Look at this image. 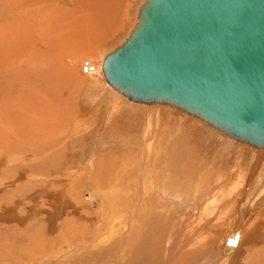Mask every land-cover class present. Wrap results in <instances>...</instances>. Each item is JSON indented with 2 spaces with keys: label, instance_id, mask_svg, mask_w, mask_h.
I'll use <instances>...</instances> for the list:
<instances>
[{
  "label": "rangeland",
  "instance_id": "1",
  "mask_svg": "<svg viewBox=\"0 0 264 264\" xmlns=\"http://www.w3.org/2000/svg\"><path fill=\"white\" fill-rule=\"evenodd\" d=\"M8 1L9 0H0V21H2L7 28L14 15V10L9 7ZM24 1L29 5L28 2L30 0ZM142 1L143 0H70V2H63L61 0H33L37 12V21L35 20L37 27L34 26L36 30L38 28L37 32L33 31V33H31L30 30H28V32L23 30L24 32H20L23 39L20 37L19 42H17L16 39L13 40V37H11L12 39L9 38L13 42L5 38L10 42H7L8 44H13L15 41L17 43L13 45H18L20 43V47L23 46L25 48L24 50L20 48L21 50L19 49V51H17L19 54L18 56L16 53L17 57L14 56L16 54L13 52V50L15 51L14 47L17 46L12 47L8 46V44L4 46V49H6V47L7 49L8 47L14 48L12 52H10L15 59L7 57L8 55L9 57L12 56L8 51L4 60H1L0 65L3 66H0V109L2 108V110L9 115L10 120H12L15 115H18L17 117L20 116V120L15 116L17 120L14 119L12 121L21 122L24 118L25 123H23L24 128L22 129H24L25 132L22 134L21 131L24 130H21L20 127L19 131H17L20 132L22 137L18 134L20 138L17 137V135L15 138L18 140V143H24V146L28 147L30 154L36 153L37 156H35L33 160L29 158L30 156L26 157L27 155H25L22 157L23 155H20L22 159L18 161L19 165L15 166L16 163L9 161L11 159L9 154L10 152L14 153V151L6 147L4 150L5 152L3 151L4 153L0 154V158L2 157L3 160L0 162V264H145L147 262L149 264H190L195 259L187 261L185 258L186 253L197 249L203 251V257H200L201 261H205L207 257L212 256L211 259H214V261L216 260L214 264H225L223 259L226 257L224 254H227V252H230V254L232 253V255L229 254L231 258L228 259L231 261L229 260V263L226 264H231V262H233L232 264H264V230L259 229V221H253L255 218H259V215L262 213L261 211L257 213L255 218L253 217L251 219V223L248 222V224L250 223L254 236L248 237L249 239L247 242L244 241L245 243H243V239L241 243L236 238L230 239V241L227 242H222L220 240L221 237L224 236L220 228H222L224 222L228 221H226V218H228L227 204L231 201L230 199H234L233 196L236 190H238L240 181V179H235V177L239 178L238 171H241L242 165H235L236 163H241L239 161L241 157L239 156L242 152L246 155L245 157L248 160L252 152L256 153V151H260V149L252 148L246 143H235L233 140L225 136L223 137L222 134L208 127L200 119L192 115L189 116V114L184 111L176 110L161 104H153V106H150L128 102L126 97L122 98V100L117 97V93H114L117 95H112L111 99L114 98V102L119 101L122 109L120 113L111 117L109 122L103 127L102 133L99 135L101 139L107 142L110 141L112 144H107L103 149H99V154L105 157L103 164L106 163L104 168H101L100 174L104 185L102 191L111 196L116 194L115 197L119 201V206L113 209L118 210L116 214L120 213V216L118 215L119 217L116 216V218L119 220L121 218V221L115 218L118 222L114 219L112 223V225H114L116 221L114 227L105 220L109 212L114 210L109 208L110 205L102 207L99 202L100 200H95L97 197L96 189L94 187L93 190V179H91L94 177H92V173L90 172L89 175L87 174L83 178V181L85 180L83 187L76 180L73 181L72 184H77L82 192V199L87 202H89V198L86 199L84 195L87 196V194L92 193L91 213L95 210L94 212H97V216L96 214L94 215L93 212L94 218L91 224L92 226L95 225L94 227L99 237H97V241L94 240L96 242L88 238L87 243H84L85 245L83 244L84 246L82 245L81 247H68L58 242V238H61L60 233L64 232V225H62L61 221L66 217L69 218V212L64 216L63 212L61 211L62 213L60 212L59 214L57 209L59 206L63 205L64 198L62 195L67 191L64 188H60L61 182L49 185L37 184L35 180L39 178L41 174H52V176L58 174V172H60L58 169H61V166H64L66 163V166L63 167L64 171L71 168L69 166L73 165L72 154H76L74 149L78 144H82L80 140L78 141V139L75 140L71 138L77 137L75 132L82 130L81 136L83 137L82 141L85 139L83 142L84 145L86 143L88 144V141L91 139L93 143L95 142L96 138L92 136L91 133L93 132L92 127L96 126L102 118L95 116L99 113L97 109L90 112L92 108L90 106L85 107L87 89L84 87L83 82L84 73L86 72L84 70L86 67L84 62L110 53L125 39L136 21L138 9ZM10 3L12 7H14L15 2L10 0ZM54 11H59L60 16L58 17L57 14L53 16L52 12ZM25 34H27L28 37ZM24 35L25 37H23ZM32 35H34V38H32ZM25 38H28V40L25 41V44L28 42L26 45L21 41ZM96 48H98V51ZM95 52L97 53L96 55ZM67 59L73 60L75 63L72 64ZM54 62L58 67H55V64H53ZM20 68L23 70H20ZM43 73H45L44 76ZM105 94L109 99L105 98L104 100V98H101L99 102L103 100L102 102L104 103H110L108 100H110L111 94L104 93V95ZM27 99H30L28 101L30 103L33 101L31 106H23L22 103ZM97 103L98 102L95 104L97 105ZM109 103L108 105H110ZM12 105L17 106L14 107ZM141 105L147 107H142ZM10 106L16 108L14 110L17 111V113H24L25 115H23V118H21L22 115L15 114L14 110L11 112L12 107ZM5 107H9V109L7 110ZM10 108L11 111H9ZM93 108H96V106ZM146 108L149 109V112ZM5 109L7 111H5ZM93 112L94 114L92 115ZM145 112H147L148 115ZM32 121L35 124H33ZM102 123L105 124L104 121H102ZM40 124H42V126ZM3 129L4 127L1 128L0 126V131ZM84 132L86 133L84 134ZM96 136H98V132ZM27 137H32L33 143H30V145L25 141H20L27 140ZM46 139L48 141H46ZM58 140L62 143H59ZM53 141L56 142L55 146L53 149H50V142ZM46 144L48 146H46ZM34 145L40 148V150L36 151L35 147H33ZM127 145L129 146L128 148ZM48 147L47 153H42L41 150L47 149ZM59 148H64L65 151H57ZM155 149L158 150L156 151ZM230 150H232L231 155L229 154ZM246 150L247 152H245ZM175 151H177V154ZM168 152L171 155H173V152L177 155L173 156V160H178V158H180L177 164L178 169H175L177 170V174L175 171H170L171 169L168 162H170L172 158H170L171 155H168ZM261 152L264 153V150L261 149ZM20 153L22 154V152ZM225 153L227 155L229 154L230 157ZM74 157H76V155ZM96 157L97 156H94L92 158V162ZM51 159L55 162V164L51 165V168L54 170L43 169L42 166H45L44 164ZM236 159L239 160L237 161ZM129 161L131 162L130 165ZM165 163H167V165ZM165 165L167 166L166 168H164ZM173 165L176 167L175 164ZM181 165L182 167H179ZM147 167L151 171L147 170ZM145 168L146 170H144ZM77 169L78 167H76L74 171H77ZM31 174L36 175V178L30 177L27 179L26 176H30ZM200 176H203V178ZM40 178H42L41 181H48L53 177ZM197 178L199 180H197ZM113 179L114 182L116 181L115 183ZM189 180H191V183L188 182ZM201 180H205V185L200 184L203 183ZM3 181L8 183L11 182V184ZM184 181H186V183ZM111 183H114V185ZM199 184L201 186H199ZM206 184L209 185L207 186ZM22 186L25 187L20 189ZM174 186H176L175 190L173 188ZM110 187L114 188V192L109 189ZM187 188L191 191L188 190L185 192V190H182ZM166 190L168 193H166ZM36 191L44 192L40 200H37L36 196H34ZM174 191L178 194L180 193L182 196L180 194L176 195V198L175 196H170L171 194L175 195ZM31 192L34 193L30 194L31 196L25 197L26 194ZM131 193H137L139 197L141 196V199L144 198L149 202H155L157 200L162 202V205H157L158 207H156L155 204L154 207H151V210H159V208L164 206L171 212L168 214V217L175 225L174 232L170 240L164 239L161 258L155 259V257L152 256L153 253L149 252V249L155 244V240L160 237L158 235L159 228L161 227L160 223H166L165 218L160 215H158V217L156 215L152 216V220L149 221V224V222L146 223L142 220L144 217H140L141 214L138 215V210L135 211L137 213L135 215L136 217L124 215L120 210L130 202L128 198ZM184 196H188V198ZM199 197L201 199H199ZM189 199L190 202H187ZM35 200L37 201L36 203L34 202ZM137 202H139V200ZM199 203L200 205H198ZM132 206H136V204H132ZM205 206L207 207L206 209ZM102 211H104V215L106 211V214L108 213L107 216H102ZM73 216L77 218L74 214ZM153 217H155V219ZM98 220L102 223L100 226L97 224ZM85 223L86 219L84 218L76 219L78 227ZM147 224L153 227L146 226ZM118 225L122 226L119 228ZM124 225L126 226L124 227ZM129 225L132 226L130 227ZM97 226L98 228L100 227V231ZM140 226L150 230V232ZM114 228L116 232L111 231L114 230ZM151 228L155 230L153 233ZM107 229L108 231H106ZM61 230L63 232H61ZM132 230H136L133 236L131 233ZM110 234L112 240L109 237ZM163 235H166V233L164 232ZM89 236L90 235H88V237ZM100 237L102 240L99 241V239H101ZM116 237L118 238L117 240ZM132 237L135 240H133ZM37 238L39 243L37 242ZM186 238L189 239L187 240ZM147 239H151L149 241L150 245ZM190 239L193 240L192 243H195L194 245L181 246L182 243L186 244ZM98 241L100 244H97ZM142 242L145 243L143 244ZM225 244L226 246H223ZM44 245L47 246V248ZM209 245H212L214 249L211 247V251V248H209L205 255L204 250ZM174 246L179 247L176 248V251H181V255H169L172 253L169 249H174ZM82 247L83 249H81ZM141 247L143 249L146 248L147 251L143 250ZM49 248H51L52 251ZM41 250H45V255L41 253ZM46 250L48 251L46 252ZM222 250L224 251L222 252ZM74 251L77 252L75 253ZM98 251H100V254ZM80 252H82V255ZM139 255L141 257L145 255L142 258L143 263L139 262V260L141 261ZM38 256L40 257L38 258Z\"/></svg>",
  "mask_w": 264,
  "mask_h": 264
},
{
  "label": "bare ground",
  "instance_id": "2",
  "mask_svg": "<svg viewBox=\"0 0 264 264\" xmlns=\"http://www.w3.org/2000/svg\"><path fill=\"white\" fill-rule=\"evenodd\" d=\"M14 2H15V4H14V7H12V4L10 3V0L8 1V4H9V7L12 9V10H14V12H13V19H11L10 20V22H9V27L7 28L5 25H4V23L2 22V21H0V64H1V60H4V58H5V56H6V54H8V51H9V53H11L12 52V49H14L15 48V51L13 50V52L16 54H18V52L17 51H19V49L21 48H23V50H24V48L25 47H23V46H21L20 47V43L17 45H13V44H15V43H17V42H19V40H20V37H21V39H23L22 38V36L20 35V32L22 33V31L23 30H25V31H27L28 32V30H30L31 31V33H33V31H35V32H37V30H38V28H37V30H36V27H37V24H36V22H35V20H36V18H37V12H36V10H35V3L33 2V0H30L28 3H29V5L28 4H26L25 3V1L24 0H13ZM61 1H69L70 2V0H61ZM146 0H143L142 1V3H141V5L139 6V9H138V13H139V10H140V8H141V6H142V4L145 2ZM7 2V1H6ZM179 2H181V0H179ZM32 9V10H31ZM138 13H137V18H136V21H135V23H134V25H133V27H132V29L129 31V33H128V35L125 37V39L113 50V51H115L118 47H120L121 45H123L124 44V42L126 41V39H128L129 37H130V33L132 32V30H133V28H134V26L136 25V23H138V20H139V18H138ZM56 14L58 15V17L60 16V13H59V11H54V12H52V15L53 16H56ZM179 14H180V12H179V10H178V8L176 9V8H174V9H172V15H174L175 17H179ZM104 16V15H103ZM106 16V15H105ZM102 18V17H101ZM148 19H149V17H148ZM37 21V20H36ZM3 23V24H2ZM34 26H36V27H34ZM2 27V28H1ZM178 27H179V25H177V29H178ZM24 32V31H23ZM26 32V33H27ZM28 34V33H27ZM27 34H25L26 36H27ZM25 35L23 36V37H25ZM34 35H32V38H34L33 37ZM11 37H13L14 39L13 40H15L16 39V41L17 42H15L14 41V43L12 44H8V43H10V42H8V40L7 39H12ZM28 37V36H27ZM5 38H7V39H5ZM17 38H19V39H17ZM9 39V40H10ZM26 39V38H25ZM21 40V41H23L22 43L24 44V45H26V44H28V42H26V44H25V41H27L28 40V38L26 39V40ZM34 40V39H33ZM11 42H13L12 40H10ZM8 42V43H7ZM6 44H8V46H12V47H14V46H17V47H14V48H12V47H8V49H7V47H6V49H4L5 47L4 46H7ZM48 44H50V43H48ZM100 44V43H99ZM105 44V43H104ZM107 45V44H106ZM157 45H158V49H156L157 51H156V55L157 54H160V56H158V58H162V56H164V55H170L171 54V50L169 49V45H168V42L167 41H165V40H163V41H161V42H158L157 43ZM95 46H97V45H95ZM102 46V45H101ZM105 46V45H104ZM112 46V45H111ZM19 47V48H18ZM30 47H31V45H30ZM47 47V46H46ZM106 47V46H105ZM16 48H18V49H16ZM29 48V47H28ZM20 49V50H21ZM97 49V51H98V48H96ZM100 49V48H99ZM7 50V51H6ZM11 51V52H10ZM29 51V50H28ZM104 51V50H103ZM113 51H111L110 53H112ZM33 52V51H32ZM99 52H101V51H99ZM110 53H108V54H104L102 57H98V58H92V59H90L89 61H87V62H84L85 64H86V67H85V73H84V80H83V82H84V87L87 89V91H86V97H85V107L86 106H90L91 108H92V110L90 111V112H92V111H95L96 109H97V112H99V113H97V115H95L96 117L97 116H99L100 118H102V120H99V122H98V124L96 125V126H94V127H92L93 128V132H91L92 133V136H94L95 138H96V140H95V142L93 143V140L91 139L90 141H88V144L86 143L85 145L83 144V142L85 141V139H84V141H82V139H83V137L81 136V133H82V130L81 131H77V132H75V134L77 135V137H71L72 139H75V140H77L78 139V141L80 140V143H82L81 145L80 144H78L76 147H75V149H74V152L76 153V154H72V160H73V165H71V166H69V164H68V166L69 167H71V168H68L66 171H64V168L63 167H65L66 166V164L64 165V163H63V165L64 166H61V169H58V171L60 170V172H58V174H55L54 176H52V174H41L40 176H39V178H37L35 181H37L36 183L37 184H54V183H56V182H61L62 184H60V188L62 189V188H64V189H66V191L67 192H65V194L63 193V195H62V197L64 198V202L62 203L63 205L62 206H59L58 207V209H57V211L59 212V214H60V212L62 211L63 212V214H64V216H66L67 215V213L69 212V218L68 217H66L64 220H62L61 221V223H62V225H64L63 226V229H64V232L61 230V232H63V233H60V237L61 238H58V242L59 243H61V244H63V245H67L68 247L69 246H82L84 243H87V239L88 238H90L91 240H96L97 241V237H99L98 235H97V231H96V228L94 227V226H92V224H91V221H92V219L94 218V215L97 213V212H94V215H93V212L91 213V207H92V193H89V194H87V196L86 195H84V197L87 199V198H89V202H87L86 200H84V199H82V192L80 191V189L78 188V186H77V184H72L73 183V181H77L79 184H81V186L83 187V183H84V181H83V178H84V176H86L87 174L89 175L90 174V172L92 173L91 175H92V177H94V178H91V179H93L92 180V186H93V190H94V187H95V189H96V201L97 200H100L99 202L101 203V205H102V207H106L107 205H110V207L109 208H116V207H118L119 206V204H118V200L116 199V194H114V196L112 195H108V193L106 194V192L104 193L103 191H102V188H104V185H103V183H102V176L100 175L101 174V168H104V166H105V164H103V160H104V158L105 157H102V155H100L99 154V149H103L107 144L108 145H110V144H112L110 141L109 142H107L106 140L104 141L103 139H101V136H99L100 135V133H102V131H103V127H105V125L109 122V120L111 119V117L113 116V115H117L118 113H120V111H121V105H120V103H119V101H113V99H111V96L113 95H117V97H119L121 100H122V98H127L128 99V102L130 101V102H133V103H141V104H144V105H152L153 106V104H161V105H165V106H169V107H172V108H174V109H176V110H180V111H184V112H186L187 114H189V116H194V117H196V118H198V119H200L201 121H203L208 127H211L212 129H214L215 131H217V132H219L220 134H222L223 135V137L225 136V137H227V138H229V139H231V140H233L235 143H246V144H248L250 147H252V148H256V149H260V151H256V153L255 152H252V150H251V156L248 158V160H247V158L245 157L246 155H244L243 154V152H242V154L239 156V157H241V158H239L238 160L241 162V163H236V165L235 166H238V165H242V169H240L241 171H238L239 173H238V175H239V178H237V177H235V179H240V181H239V184H238V190H236V194L234 193V199H230L231 201L227 204V207H228V213H227V215H228V218H226V221L227 222H224V224H223V226H222V228H220V229H222L221 231H222V233H223V235L224 236H222L221 237V241L222 242H227V241H230V239H233V238H236L239 242H241L243 239V243H245V242H247L248 241V237H253L254 236V233H253V231H252V229H251V227H250V221H251V219L254 217L255 218V216L257 215V213H260V211L262 212L260 215H259V218L257 217V218H255L253 221L254 222H258L259 221V223H258V227H259V229L260 230H264V211H262V210H264V153L263 152H261V149L262 150H264V144L263 143H258V142H252V141H250V140H248V139H244V138H240V137H236V136H234V135H232L231 133H229V132H227V131H224L223 129H220L219 127H217L216 125H214L213 123H210V122H208V121H206L205 119H203L202 117H199L198 115H195L194 113H190V112H188V111H186V110H184V109H182V108H180L179 106H177L176 104H173V103H170V102H165V101H147V100H144V99H142V98H139V99H134L130 94H128V93H126V91H124L123 89H121L120 87H118V85H120V84H124V86L127 88V89H129V90H132V92L133 93H135V94H137L138 93V95H141L143 92H144V89H142V87H140V82H142V81H145L146 79L148 80V82L150 83V84H154L155 85V82L153 81V78L152 77H150V76H148V75H150V74H152L151 72H154V70H153V68H152V66H155L156 65V63H157V61H155V56H153V55H151V56H153V57H149V58H146V55L143 57V51H138L137 53H135V54H133L132 55V53H130L127 57H126V60H125V62H121V63H119V64H117V65H113V66H106V62L108 61V59H109V55H110ZM154 53V52H153ZM12 54V53H11ZM17 54L16 55H14V56H17ZM20 54H22V53H20ZM97 53L95 52V55H96ZM103 54V53H102ZM39 55V54H38ZM98 55H101V54H98ZM13 56V54H12V56L11 57H9V55L7 56L8 58H10V59H12V58H14L15 59V57ZM18 56H19V54H18ZM17 56V57H18ZM22 56V55H21ZM26 56V55H25ZM91 56V55H90ZM39 57V56H38ZM95 57V56H94ZM157 57V56H156ZM21 58H23V57H21ZM82 58V57H81ZM91 58V57H90ZM13 59V60H14ZM30 59H31V57H30ZM16 60H17V58H16ZM22 60V59H21ZM67 60H69L72 64L73 63H75V61H73V60H70V59H67ZM79 61V60H78ZM53 62V61H52ZM2 64H3V62H2ZM16 64V63H15ZM53 64H55V67H58V65L54 62ZM0 66H3V65H0ZM12 66H16V65H12ZM157 67V66H156ZM2 68V67H1ZM25 69V68H24ZM109 69V70H108ZM20 70H23V69H21L20 68ZM19 70V71H20ZM27 71H28V68H27ZM25 72V71H24ZM43 72H45V71H43ZM108 72L109 73H111L112 74V77H114V81H115V83H113V82H111V80H110V77H108ZM248 72H250L249 70H248ZM46 73V72H45ZM45 73H43V76H44V74ZM0 74H1V72H0ZM4 74V73H3ZM7 75V74H6ZM104 75V76H103ZM105 77V78H104ZM253 83H255V84H253V86H255L257 89H258V98H264V82H262V84H261V86H259V84L257 83V81L255 82V81H253ZM117 84V85H116ZM27 85H28V83H27ZM32 86H33V84H32ZM133 86V87H132ZM26 89V88H25ZM29 89V88H28ZM43 89V88H42ZM115 91H114V90ZM111 90V91H110ZM117 91V92H116ZM104 93H110L111 95H110V100H108V101H110V105H108V103L107 102H102L103 100H101V102H99L100 100L99 99H101V98H104V100H105V98H107V99H109L108 98V96H106V94L104 95ZM113 93V94H112ZM114 93H117V94H114ZM124 95V96H123ZM118 99V98H117ZM30 99H27L24 103H22L23 104V106L24 105H32L33 104V101H31V103L30 102H28ZM120 100V101H121ZM2 101V100H1ZM96 102H98L97 103V105L95 104ZM5 103V102H4ZM20 103V102H19ZM18 103V104H19ZM104 103V104H103ZM122 103V102H121ZM191 103H193V102H191ZM99 104V105H98ZM100 104H103V105H100ZM128 104V103H127ZM7 105V104H6ZM126 105V104H125ZM129 105V104H128ZM133 105V104H132ZM9 106V105H8ZM12 106H14V105H12ZM12 106H10V107H12ZM17 106V105H16ZM16 106H14V107H16ZM21 106V105H20ZM94 106H96V108H93ZM101 106V107H100ZM107 106H108V108H107ZM130 106V105H129ZM142 106V105H141ZM26 107V106H25ZM124 107V106H123ZM128 107V106H127ZM142 107H147V106H142ZM6 108V107H5ZM19 108V107H18ZM28 108V107H27ZM26 108V109H27ZM103 108V109H102ZM134 108V107H133ZM7 110L9 109V107H7L6 108ZM5 109V111H7ZM14 109H16V108H13L12 107V111H11V108H10V110L9 111H11V112H13V110ZM102 109V110H101ZM147 109V108H146ZM23 110V109H22ZM50 110V109H49ZM26 111V110H25ZM88 111V110H87ZM147 111L149 112V109H147ZM247 111H249L250 112V110H247ZM14 112H15V114H19V112L17 113V111H15L14 110ZM27 112V111H26ZM41 112V111H40ZM43 112V111H42ZM103 112V113H102ZM141 112V111H140ZM29 113V112H28ZM143 113V112H142ZM146 114H147V112H145ZM94 114V112L92 113V115ZM19 115H22V117L21 118H23V115H25L24 113H21L20 112V114ZM132 115V114H131ZM148 115V114H147ZM14 116V115H13ZM13 116H11V117H13ZM16 116V115H15ZM14 116V118H12V120H14L16 117ZM20 117V116H19ZM19 117H17V119L19 118ZM137 118V117H136ZM17 119H15V120H17ZM12 120H10L9 119V115H7L5 112H4V110H2V108L0 109V126H1V128H3L4 127V129L2 130V131H0V154H2V153H4L5 151V149H6V147H9L10 148V150L11 151H14V153H11L10 152V154H9V157L11 158L9 161H12V162H14V163H16L15 164V166L17 165H19L18 163V161L20 160V159H22L21 158V156L20 155H23L22 157H24L25 155H27L26 157H28V156H30L29 158H32L33 160L35 159V156H37V154L35 153V154H30V151L28 150V147H26V146H24V143L23 144H20V143H18V140H16V138H15V136L17 135V137H19V135L18 134H20V132H18L19 131V128L21 129V130H24V129H22V128H24V126H23V123H25L24 121V118H23V120L20 122L19 120H20V118H19V122H16V121H12ZM137 120V119H136ZM100 121H101V123H102V121H104V123L105 124H101L100 123ZM28 122V121H27ZM26 122V123H27ZM33 122V121H32ZM28 124V123H27ZM33 124H35L34 122H33ZM31 125H32V123H31ZM41 126H42V124H40ZM123 125V124H122ZM122 125H121V127H122ZM93 126V125H92ZM36 128V127H35ZM34 129V128H33ZM7 130V131H6ZM18 130V131H17ZM64 130H67V129H64ZM69 130V129H68ZM85 130H86V128H85ZM91 130V129H90ZM252 129H249L248 130V132H250ZM23 132H25V130L24 131H21V133L23 134ZM97 132H98V136H96L97 135ZM125 132V131H124ZM86 132H84V134H85ZM90 133V134H91ZM75 134H74V136H75ZM31 135V134H30ZM47 135V134H46ZM53 135V134H52ZM55 135V134H54ZM58 135V134H57ZM57 135H56V137H57ZM126 135V134H125ZM20 136L22 137V135L20 134ZM48 136V135H47ZM84 136V135H83ZM85 136H87V135H85ZM253 136H255V137H258L262 142H264V136L263 135H253ZM94 137H93V139H94ZM20 138V137H19ZM32 137H27V140H20V141H25V142H27L29 145H30V143H33V141H32V139H31ZM61 138V137H60ZM70 138V137H69ZM23 139H25V138H23ZM101 139V140H100ZM46 141H48L47 139H46ZM59 141V140H58ZM61 141H62V139H61ZM61 141H59V143L61 142ZM67 141H68V139H67ZM71 141V140H70ZM82 141V142H81ZM113 141V140H112ZM45 142V141H44ZM43 142V143H44ZM69 142V141H68ZM37 143V142H36ZM55 141H53V142H50V144H51V147H50V149L52 148L53 149V147L55 146ZM58 143V144H59ZM62 143V142H61ZM64 143H66V142H64ZM61 145V144H60ZM31 146H32V144H31ZM46 146H48L47 144H46ZM85 146H86V149H85ZM126 146V145H125ZM33 147H35V150L36 151H38V150H40V148H38V147H36L35 145L33 146ZM59 147V146H58ZM62 147H63V145H62ZM70 147V146H69ZM79 147V148H78ZM129 146L127 145V148H128ZM148 147V146H147ZM68 148V147H67ZM82 148H84V149H82ZM107 148H108V146H107ZM153 148V147H152ZM151 148V149H152ZM172 148H173V146H172ZM251 148V149H252ZM27 149V150H26ZM48 149H49V147L47 148V149H44V150H41L42 151V153L44 152V154H45V152L46 151H48ZM106 149V148H105ZM111 149V148H110ZM255 149V150H256ZM84 150V151H83ZM107 150H109V149H107ZM112 150V149H111ZM130 150V149H129ZM154 150V149H153ZM156 150V149H155ZM158 150V149H157ZM156 150V151H157ZM237 150V149H236ZM243 150V149H242ZM249 150V149H248ZM4 151V152H3ZM57 151H59V152H63V151H65L64 150V148H59ZM71 151V150H70ZM141 151V150H140ZM144 151V150H143ZM232 150H230L228 153L231 155L232 154V152H231ZM20 152H22V154L20 153ZM112 152V151H111ZM155 152V151H154ZM170 152V151H169ZM168 152V155H171L170 153ZM172 152V151H171ZM176 152V154H177V151H175ZM245 152H247V150L245 151ZM47 153V152H46ZM78 153V154H77ZM126 153V152H125ZM144 153H145V151H144ZM227 153V152H226ZM225 153V154H226ZM241 153V152H240ZM239 153V154H240ZM255 153V154H254ZM174 152H173V155H171L170 156V158H172L171 159V161L170 162H168V164H169V167H170V171H175V173L177 174V170H175V169H178V160L180 161V158H178V160H173V156L174 155H176ZM228 154V155H229ZM235 154V153H234ZM76 155V157H74ZM166 155V154H165ZM168 155H167V157H168ZM227 155V154H226ZM225 155V156H226ZM227 155V156H228ZM230 155H229V157H230ZM94 156H97L96 157V159L92 162V158L94 157ZM177 156V155H176ZM53 157V156H52ZM127 157V156H126ZM228 157V158H229ZM54 158V157H53ZM74 158V159H73ZM170 158H169V160H170ZM175 158V157H174ZM61 159V158H60ZM128 159V158H127ZM59 160V159H58ZM69 160V159H68ZM237 160V159H236ZM237 160V161H238ZM3 160H2V157L0 158V162H2ZM70 161V160H69ZM165 161V160H164ZM134 162V161H133ZM43 163V162H42ZM71 163V162H70ZM118 163H119V161H118ZM117 163V164H118ZM130 161H129V165H130ZM53 164H55V162H54V160H48L47 161V163H45L44 165L45 166H42V168L43 169H45V170H54V169H52L51 168V165H53ZM120 164V163H119ZM123 164V163H122ZM151 164V163H150ZM166 165H167V163H165ZM173 164H175L176 165V167L173 165ZM185 164H186V162H185ZM165 165V167L164 168H166L167 166ZM233 165V164H232ZM234 166V167H235ZM244 166V167H243ZM76 167H78V169H77V171H74V169L76 168ZM91 167H93V168H91ZM123 167V166H122ZM133 167H135V166H133ZM148 167H150V166H148ZM147 167V168H148ZM174 167V168H173ZM179 167H182V165L181 166H179ZM241 167V166H240ZM172 168H173V170H172ZM195 168V167H194ZM111 169V168H110ZM129 169V168H128ZM152 169V168H151ZM161 169V168H160ZM168 169V168H167ZM257 169V170H256ZM144 170H146V168L144 169ZM147 170H150L149 168L147 169ZM163 170V169H162ZM73 171V172H72ZM114 171V170H113ZM131 171H132V169H131ZM130 171V172H131ZM151 171V170H150ZM149 171V172H150ZM166 171V170H165ZM257 171V172H256ZM104 172H105V170H104ZM129 172V173H130ZM146 172V171H145ZM169 172V171H168ZM55 173V172H54ZM71 173V174H70ZM234 173V172H233ZM104 174V173H103ZM167 174H169V173H167ZM112 175V174H111ZM125 175V174H124ZM127 175V174H126ZM131 175V174H130ZM172 175V174H171ZM174 175V174H173ZM208 175V174H207ZM146 176V175H145ZM175 176V175H174ZM177 176V175H176ZM27 177V179H29L30 177L31 178H36V175H34V174H31L30 176H26ZM40 177H53L51 180H48V181H41V179L42 178H40ZM91 177V176H90ZM147 177H149V176H147ZM157 177V176H156ZM180 177V176H179ZM201 177V176H200ZM199 177V178H200ZM13 178V177H12ZM15 178V177H14ZM17 178V177H16ZM89 178V177H88ZM105 178V177H104ZM113 178H114V176H113ZM150 178V177H149ZM177 178V177H176ZM201 178H203V176L201 177ZM200 178V179H201ZM206 178H207V176H206ZM233 178V177H232ZM11 179V178H10ZM9 179V180H10ZM40 179V180H39ZM115 179V178H114ZM114 179H113V182H114ZM151 179V178H150ZM3 180V179H2ZM13 180V179H12ZM17 180V179H16ZM15 180V181H16ZM39 180V181H38ZM107 180V179H106ZM180 180V179H179ZM197 180H199L198 178H197ZM1 181V180H0ZM7 181V180H6ZM88 181V180H87ZM108 181V180H107ZM163 181V180H162ZM167 181V180H166ZM191 180H189L188 182H190ZM201 181H203V180H201ZM207 181H209V180H207ZM238 181V180H237ZM3 182H5V181H3ZM112 182V181H111ZM116 182V181H115ZM114 182V183H115ZM144 182V181H143ZM178 182V181H177ZM183 182V181H182ZM185 183H186V181H184ZM198 182H200V181H198ZM5 183H8V182H5ZM12 183H14V182H12ZM114 183H111L112 185H114ZM168 183V182H167ZM184 183V184H185ZM191 183V182H190ZM205 183V180L203 181V183H200V184H204ZM207 183V182H206ZM212 183V182H211ZM0 184H1V182H0ZM8 184H11V182L10 183H8ZM16 184V183H15ZM86 184H87V182H86ZM118 184V183H117ZM157 184H159V183H157ZM199 184V186H201ZM5 185V184H4ZM7 185V184H6ZM108 185H109V182H108ZM144 185V184H143ZM146 185V184H145ZM167 185H171V184H167ZM166 185V186H167ZM173 185V184H172ZM187 185V184H186ZM185 185V186H186ZM205 185V184H204ZM207 185V184H206ZM209 185V184H208ZM207 185V186H208ZM221 185V184H220ZM26 186H28V185H26ZM87 186V185H86ZM86 186H85V188H86ZM110 186V185H109ZM176 186H177V184H176ZM176 186H174L173 188H174V190L176 189ZM235 186V185H234ZM9 187V186H8ZM25 186H22V187H20V189H22V188H24ZM113 187V186H112ZM112 187H110L109 189L111 190V191H113V189L114 188H112ZM156 187V186H155ZM180 187V186H179ZM178 187V188H179ZM187 187V186H186ZM3 188H5V187H3ZM51 188V187H50ZM84 188V189H85ZM106 188V187H105ZM129 188V187H128ZM131 188V187H130ZM181 188H182V186H181ZM181 188H179V189H181ZM185 188V187H184ZM236 188V187H235ZM234 188V189H235ZM16 189V188H15ZM166 189H167V187H166ZM1 190V189H0ZM16 190H18V189H16ZM15 190V191H16ZM182 190H185V192H187L188 190H189V188H187V189H182ZM200 190V189H199ZM209 190V189H208ZM213 190V189H212ZM46 191V190H45ZM62 191V190H61ZM65 191V190H64ZM117 191V190H116ZM136 191V190H135ZM154 191V190H153ZM171 191H172V189H171ZM176 191H179V190H176ZM189 191H191V190H189ZM230 191V190H229ZM235 191V190H234ZM233 191V192H234ZM36 192H38V191H36ZM34 193V192H31V193H28V194H26V196L25 197H27V196H29L30 194H32V193H34V196H36V198H37V200H40V198L44 195V192L43 191H39L38 193ZM114 192V191H113ZM131 192V191H130ZM156 192V191H155ZM175 192V191H174ZM202 192V191H201ZM232 192V191H231ZM42 193V194H41ZM166 193H168L167 192V190H166ZM173 193V192H172ZM183 193V192H182ZM212 193V192H211ZM160 194V193H159ZM180 194V193H179ZM178 193H176L175 192V195H170V196H175V198H176V195H179ZM203 194V193H202ZM202 194H201V196H202ZM129 195V194H128ZM144 195V194H143ZM143 195H142V198H143ZM146 195H148V194H146ZM165 195V194H164ZM181 195V194H180ZM187 195V194H186ZM31 196V195H30ZM46 196V195H45ZM50 196V195H49ZM182 196V195H181ZM189 196V195H188ZM188 196H184V197H187L188 198ZM47 197V196H46ZM141 197V196H140ZM139 196H138V194L137 193H131L130 195H129V203H128V205L126 206H124V208H121L122 210H120V212H123V214L124 215H128L129 217H132V216H134V217H136L135 215L138 213V215L139 214H141V216L140 217H144L142 220L143 221H145L146 223L147 222H149L150 220H152L151 219V217L152 216H157L158 217V215H160L161 217H163V218H165V221H166V223L164 222V223H160V228H159V231H158V235L160 236L158 239H156L155 240V244L154 245H152L151 247H150V249H149V252H151V253H153L152 254V256H154L155 257V259H158V258H161V256H162V252H163V248L162 247H164V244H163V241H164V239H168V240H170L171 239V235H173V232H174V227H175V225H174V223L169 219V217H168V214H170L171 212H169L170 210H168L167 209V207H161V208H159V210H151V207H154V205L156 204V207H158L157 205H162V202L160 201V200H157V201H155V202H149V201H147V200H145L144 198L143 199H141ZM146 197V196H145ZM149 197V196H148ZM152 197V196H151ZM150 197V198H151ZM158 197V196H157ZM48 198V197H47ZM127 198V197H126ZM147 198V197H146ZM181 199V198H180ZM199 199H201L200 197H199ZM139 200V202H137ZM178 200V199H177ZM151 201V200H150ZM184 201V200H183ZM35 203L37 202L36 200L34 201ZM61 202H62V200H61ZM186 202V201H185ZM187 202H190V199L189 200H187ZM194 202V201H193ZM199 202V201H198ZM203 202V201H202ZM53 203V202H52ZM59 203V202H58ZM226 203V202H225ZM24 204V203H23ZM56 204V203H55ZM54 204V205H55ZM121 204V203H120ZM132 204H136V206H132ZM168 205H170V204H168ZM172 205V204H171ZM198 205H200V203L198 204ZM55 207V206H54ZM209 207V206H208ZM40 208V207H39ZM108 208V207H107ZM108 208V209H109ZM207 207L205 206V209H206ZM210 208V207H209ZM42 209V208H41ZM104 209V208H103ZM170 209V208H169ZM114 211H110L109 212V215H108V217H107V219H105V220H107V223H110L111 225H112V223H113V221H114V219L116 218V216H118L120 213H118V214H116L117 212H118V210H115V209H113ZM136 210H138V212L136 213L135 211ZM54 212H55V210H54ZM61 212V213H62ZM99 213V212H98ZM102 213V216H104L105 217V215L107 216V214H106V211H105V215L103 214L104 213V211H102L101 212ZM210 213V212H209ZM36 214V213H35ZM55 214H56V212H55ZM73 214L77 217V218H79V219H82V218H84V219H86V223L84 224V225H82V226H80V227H78L77 225L78 224H76V219L77 218H75L74 216H73ZM211 214H212V212H211ZM101 215V214H100ZM122 215V214H121ZM96 216H97V214H96ZM120 216V215H119ZM118 216V217H119ZM122 217V216H121ZM128 217V218H129ZM154 219H155V217H153ZM97 219V218H96ZM117 220H119L118 218H116ZM115 219V220H116ZM123 219V218H122ZM139 219V218H138ZM206 219V218H205ZM100 220H102V219H100ZM116 220V221H117ZM135 220H137V219H135ZM134 220V221H135ZM116 221H115V223H116ZM119 221H121V218H120V220ZM131 221V220H130ZM161 221V220H160ZM101 221H99L98 220V226H100L102 223H100ZM118 222V221H117ZM137 222H139L138 220H137ZM163 222V221H162ZM248 222H250L249 224H248ZM105 223V222H104ZM114 223V225H116ZM96 224V225H97ZM117 224H121V223H117ZM126 224V223H125ZM131 224H133V223H131ZM149 224H150V222H149ZM158 224V223H157ZM176 224V223H175ZM114 225H112V226H114ZM136 225V224H135ZM98 226H97V228H98ZM111 226V227H112ZM119 226V225H118ZM117 226V227H118ZM122 226V225H121ZM121 226H119V228L121 227ZM126 225H124V227H125ZM130 227L132 226V225H129ZM138 226V225H137ZM145 226V225H144ZM146 226H149L148 224L146 225ZM152 226V225H151ZM151 226H149V227H151ZM115 227V226H114ZM133 227L135 228V226L133 225ZM141 227V226H140ZM153 227V226H152ZM100 228V227H99ZM99 228H98V230H99ZM113 228V227H112ZM134 228H132V229H134ZM141 228H144V227H141ZM109 229V228H108ZM108 229L106 230V231H108ZM130 229V228H129ZM136 229V228H135ZM145 229V228H144ZM152 229V228H151ZM155 229V228H154ZM157 229V228H156ZM116 230H117V228H116ZM120 230V229H119ZM139 230V229H138ZM146 231H148V232H150V230H147V229H145ZM100 231V230H99ZM101 231H102V228H101ZM112 232H116L115 231V228H114V230H111ZM123 231V230H122ZM136 231V230H135ZM134 230H132V236H133V233L135 232ZM141 231V230H140ZM153 231H155V230H153L152 229V233H153ZM248 231V232H247ZM103 232V231H102ZM126 232H127V230H126ZM139 232V231H138ZM166 233V235H163V233ZM247 232V233H246ZM65 233V234H64ZM140 233V232H139ZM102 234V233H101ZM100 234V235H101ZM105 234V233H104ZM117 234V233H116ZM126 234V233H125ZM88 235H90L89 237H88ZM106 235V234H105ZM245 235V236H244ZM104 236V235H103ZM129 236V235H128ZM131 236V235H130ZM104 237H106V236H104ZM109 237H110V239L112 240V238H111V234L109 235ZM113 237V236H112ZM101 238V237H100ZM133 238V237H132ZM143 238V237H142ZM99 239V238H98ZM118 238L116 237V240H117ZM143 239H146V238H143ZM187 240L189 239V238H186ZM44 240V239H43ZM100 240H102V238L101 239H99V241ZM128 240V239H127ZM133 240H135L134 238H133ZM151 239H147V242H149ZM96 241H94V242H96ZM99 241H98V243L97 244H100L99 243ZM139 241V240H138ZM192 239H190L186 244H184V243H182L181 244V246H183V245H185V246H189V245H194L195 243H192ZM245 241V242H244ZM37 242L39 243V241H38V238H37ZM41 242V241H40ZM43 242V241H42ZM123 242V241H122ZM46 243V242H45ZM117 243V242H116ZM128 243H129V241H128ZM143 244L145 243V242H142ZM242 243V242H241ZM91 244V243H90ZM95 244V243H94ZM93 244V245H94ZM97 244H96V246H97ZM142 244V245H143ZM153 244V243H152ZM42 245V244H41ZM85 245V244H84ZM83 245V246H84ZM149 245H150V242H149ZM243 245V244H242ZM45 246V245H44ZM223 246H226V244L225 245H223ZM46 248H47V246H45ZM44 247V248H45ZM53 247H55V246H53ZM93 247V246H92ZM94 247H95V245H94ZM98 247L100 248V246L98 245ZM145 247V246H144ZM213 248L214 249V247L212 246V245H209L205 250H204V254L206 255V252H207V250L209 249V248ZM52 248V247H51ZM51 248H49V249H51ZM96 248V247H95ZM139 248V247H138ZM142 248V247H141ZM148 248V247H147ZM176 248H179V247H175L174 246V249H169L170 250V252H172L171 254H169L170 256H179V255H181V251H179V252H177L176 251ZM212 248H211V251H212ZM81 249H83V247L81 248ZM90 249V248H89ZM137 249V248H136ZM136 249H134V250H136ZM143 249V248H142ZM77 250H79V249H77ZM143 250H146L147 251V249L145 248V249H143ZM168 250V251H169ZM48 250H46V252H47ZM51 251H52V249H51ZM51 251H49V252H51ZM141 251V250H140ZM224 250H222V252H223ZM227 251H228V248H227ZM226 251V252H227ZM45 252V250H41V253L43 254ZM48 252V253H49ZM75 253L77 252V251H74ZM86 252H88V251H86ZM99 252V254H100V251H98ZM210 252V251H209ZM70 253V252H69ZM81 253V255H82V252H80ZM90 253V252H89ZM92 253V252H91ZM137 253V252H136ZM142 253V252H141ZM151 253H150V255H151ZM202 253H203V251L201 250V249H197V250H195V251H192V252H189V253H186V256H185V258H186V260L187 261H191L192 259H195L193 262H191L190 264H214V262L216 261H214V259H211V257H207L206 258V260L205 261H201V258L203 257L202 256ZM214 253V252H213ZM84 254V253H83ZM88 254V253H87ZM98 254V255H99ZM143 254V253H142ZM230 252H227V254H224V255H226V257L223 259L224 261L223 262H225V264L226 263H229L228 261L230 260V259H228V258H231V256L230 255H232V253L230 254ZM37 255V254H36ZM44 255H45V253H44ZM97 255V256H98ZM211 255V254H210ZM140 256V255H139ZM143 256H145V255H143ZM143 256L141 257H139V258H141V261L139 260V262H142L143 263V261H142V258H143ZM151 256V257H152ZM213 256H214V254H213ZM218 256V255H217ZM40 256H38V258H39ZM201 257V258H200ZM215 257V256H214ZM213 257V258H214ZM233 257V256H232ZM94 258V257H93ZM153 258V257H152ZM223 258V257H222ZM138 259V258H137ZM136 259V260H137ZM134 260V259H133ZM152 260V259H151ZM150 260V261H151ZM231 261V260H230ZM145 263V262H144ZM148 263V262H147ZM147 263H145V264H147ZM152 263V262H151ZM233 262H231V264H232ZM149 264V263H148ZM156 264V263H155ZM176 264H178V263H176ZM217 264V263H216Z\"/></svg>",
  "mask_w": 264,
  "mask_h": 264
},
{
  "label": "water",
  "instance_id": "3",
  "mask_svg": "<svg viewBox=\"0 0 264 264\" xmlns=\"http://www.w3.org/2000/svg\"><path fill=\"white\" fill-rule=\"evenodd\" d=\"M138 18L106 66L143 51L157 61L148 75L155 85L140 82L141 95L118 87L134 99L176 104L236 137L264 144L253 136H264V98L253 86L264 82V0H146ZM163 40L171 54L158 58Z\"/></svg>",
  "mask_w": 264,
  "mask_h": 264
}]
</instances>
